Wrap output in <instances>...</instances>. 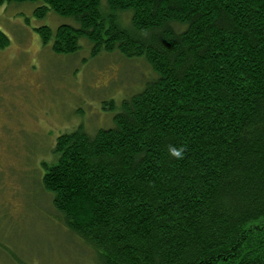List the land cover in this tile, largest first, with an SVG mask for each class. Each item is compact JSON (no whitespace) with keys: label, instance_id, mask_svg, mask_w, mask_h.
I'll list each match as a JSON object with an SVG mask.
<instances>
[{"label":"trees","instance_id":"obj_1","mask_svg":"<svg viewBox=\"0 0 264 264\" xmlns=\"http://www.w3.org/2000/svg\"><path fill=\"white\" fill-rule=\"evenodd\" d=\"M23 3L69 20L36 29L53 53L85 40L155 75L110 128L60 135L43 165L96 264H264V0H0Z\"/></svg>","mask_w":264,"mask_h":264},{"label":"rangeland","instance_id":"obj_2","mask_svg":"<svg viewBox=\"0 0 264 264\" xmlns=\"http://www.w3.org/2000/svg\"><path fill=\"white\" fill-rule=\"evenodd\" d=\"M36 3L0 6V264H96L93 253L62 225L42 186L56 139L82 127L92 135L112 126L111 107L139 92L154 74L142 59L57 55L36 29L68 24ZM124 25V23L122 24Z\"/></svg>","mask_w":264,"mask_h":264},{"label":"clouds","instance_id":"obj_3","mask_svg":"<svg viewBox=\"0 0 264 264\" xmlns=\"http://www.w3.org/2000/svg\"><path fill=\"white\" fill-rule=\"evenodd\" d=\"M169 155L176 158L177 160L182 159L183 158V153H184V149L181 148H177L175 146H170L168 149Z\"/></svg>","mask_w":264,"mask_h":264}]
</instances>
